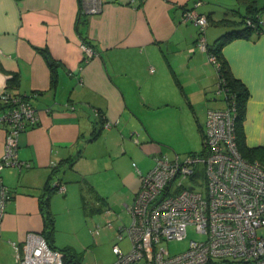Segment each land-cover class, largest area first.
Masks as SVG:
<instances>
[{
    "label": "crops",
    "instance_id": "0c3cea01",
    "mask_svg": "<svg viewBox=\"0 0 264 264\" xmlns=\"http://www.w3.org/2000/svg\"><path fill=\"white\" fill-rule=\"evenodd\" d=\"M194 1L0 0V92L31 95L38 114L37 124L18 135L21 165L0 169L10 193L0 217V264H19L11 243L42 231L41 195L53 166L62 164L57 179L64 186L49 198L55 228L62 214L56 204L66 202L79 183L80 198L92 203L86 210L94 217L88 233L95 237L90 230L99 226L116 236L124 214L130 218L127 207L141 175L152 168L155 155L169 154L160 134L201 138L207 110L225 107L210 52L197 46L198 27L182 19ZM200 1L197 10L208 21L206 44L241 28L239 21L251 13L249 3L264 20V3L258 0ZM79 29L96 52L86 60ZM221 52L247 91L246 158L264 165V32L233 38ZM12 75L17 84L10 86ZM6 134L0 126V161ZM166 143L173 151L188 145ZM106 218L117 225L105 228ZM88 240L82 235L78 244L62 239L61 245H91ZM51 243L57 245L53 238Z\"/></svg>",
    "mask_w": 264,
    "mask_h": 264
},
{
    "label": "built area",
    "instance_id": "2783aa9c",
    "mask_svg": "<svg viewBox=\"0 0 264 264\" xmlns=\"http://www.w3.org/2000/svg\"><path fill=\"white\" fill-rule=\"evenodd\" d=\"M184 8L182 19L198 27L197 46L206 50L204 33L208 24L197 7ZM248 25L264 32V20L249 18ZM83 60L96 54L81 42ZM209 60L215 57L209 54ZM224 108L208 109L202 133V147L184 156L159 153L154 165L141 175L134 201L127 207L130 223L118 227L112 245L111 264H264V165L244 158L236 134V102L224 82L217 83ZM31 95L0 92V126L6 127L5 165L20 166L16 155L18 135L38 122ZM64 186H58L63 191ZM10 198L0 177V217ZM104 227L113 226L106 218ZM191 226L198 239H190L185 250L170 254L161 244L182 240ZM98 235L99 226L90 230ZM127 236L130 245L118 241ZM19 264H71L63 253L51 248L39 232H28L21 244L11 243Z\"/></svg>",
    "mask_w": 264,
    "mask_h": 264
},
{
    "label": "rangeland",
    "instance_id": "374dc122",
    "mask_svg": "<svg viewBox=\"0 0 264 264\" xmlns=\"http://www.w3.org/2000/svg\"><path fill=\"white\" fill-rule=\"evenodd\" d=\"M258 1L260 2V5L264 3V0ZM211 36H213V33L211 34ZM219 36L220 35H218V37ZM213 42L214 41H208L207 44L211 46ZM160 139L163 141L162 150L163 152L165 151L169 153L168 156H173L175 153H177L179 154V156L182 157L190 152H198L201 150L202 147L200 137H188L187 135H184L181 132L177 131L170 132L168 134L162 132L160 134ZM166 142L173 144L175 147H178L184 144L185 142H187L188 145L184 144L182 146L184 147L183 149H176L174 150V153L172 149L167 148L168 145ZM99 176H101V174L98 175V177ZM67 183L70 184L73 182ZM78 185L79 183L72 186L73 188L71 193L73 194V196L71 195V193H69V199L66 202L60 203L58 201V204H56L57 211L61 210L62 214H59V216L56 217V228L54 229V232L52 234L53 239L56 240L57 245L55 246L59 248L66 246L61 245L62 239H66V242L69 243H77V240H81L82 235H86L89 239L87 244L90 243L91 245H71L72 249L77 254H83V257L79 264H111L115 260V255L112 252V245L116 242L115 235L108 231L105 232L104 230H100V233L95 237H92L88 233V230L93 223L91 219H93L94 217L92 218L88 213L86 215V210H88V208H91L92 203L87 200L82 201L79 195ZM104 186L106 189L108 188L106 184ZM122 221L125 223V225H128L130 223V218L126 214H124ZM113 224L117 225V222L115 221V223L113 222ZM198 238L199 237L194 231L193 227L189 226L186 231V236L182 240H167L163 241L161 245L170 254H176L186 249L190 239ZM92 239H97V243L93 244ZM118 244L122 249L126 250L130 245V241L127 236H124L121 241H118Z\"/></svg>",
    "mask_w": 264,
    "mask_h": 264
},
{
    "label": "trees",
    "instance_id": "16d2710c",
    "mask_svg": "<svg viewBox=\"0 0 264 264\" xmlns=\"http://www.w3.org/2000/svg\"><path fill=\"white\" fill-rule=\"evenodd\" d=\"M249 10L251 9V13L247 16H245L242 21H239V23L242 22L243 26L241 28L238 27H232L230 30L226 31L222 35H220L214 42L213 45L210 47H207L206 44V49L210 52V54L214 55L215 57V62H212L213 65L215 66L217 70V83L224 82L226 87L229 89L230 92L234 94L235 97V102H236V118H235V123H236V134H237V144L239 151L241 155L246 158V154L244 152L245 146H243V133H242V121L244 117V111H245V101L247 98V91L245 87L242 85L240 81L235 79L233 75L231 74L229 67L226 63L225 58L223 57V54L221 52L222 46L230 41L233 38H238V37H248L252 32H257L258 26L255 27L248 25L246 23V20L251 18L254 20V22L257 21V16H259L257 11L253 10V5L251 3L248 4ZM253 11V13H252ZM223 23L229 22L232 23L234 22L232 19H223ZM79 37L83 43L88 44V41L85 38V33L84 30L79 29ZM89 45V44H88ZM51 68H52V81L53 83L56 80V73L54 72V63H51ZM17 84V77L16 75H12L10 79L8 80V85H15ZM7 92L11 93L9 90ZM14 94V93H13ZM17 94V93H16ZM27 95V94H26ZM2 106L0 105V110ZM202 136V135H201ZM201 144H202V137H201ZM247 159V158H246ZM250 161H253L252 159H247ZM68 164H72V161L69 162ZM62 164L55 165L51 169V173L49 174V177L47 178V181L45 182V187L42 190V199H41V209L43 212V217H44V227L41 232H39L46 240L48 245L51 248H56L55 246L52 245L51 241L53 238V232L55 229V223H54V216L53 213L51 212L49 208V198L50 195L56 191H58V186L63 185L61 181H58L57 175L62 171ZM59 249L63 253L64 261L67 263L71 264H79L80 262V255L77 254L70 246H64L62 248H56Z\"/></svg>",
    "mask_w": 264,
    "mask_h": 264
}]
</instances>
